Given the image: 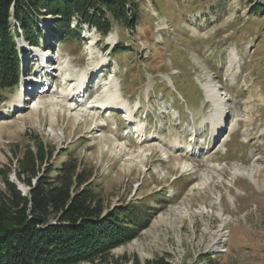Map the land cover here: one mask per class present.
Wrapping results in <instances>:
<instances>
[{"label":"rangeland","instance_id":"rangeland-1","mask_svg":"<svg viewBox=\"0 0 264 264\" xmlns=\"http://www.w3.org/2000/svg\"><path fill=\"white\" fill-rule=\"evenodd\" d=\"M76 38L29 48L18 87L0 93V168L19 191L17 161L40 141L52 170L92 171L105 213L133 200L151 211L114 258L264 264V0H143L134 30ZM103 84L118 97L108 111ZM236 169H254L258 186ZM218 212L229 222L216 251Z\"/></svg>","mask_w":264,"mask_h":264},{"label":"trees","instance_id":"trees-1","mask_svg":"<svg viewBox=\"0 0 264 264\" xmlns=\"http://www.w3.org/2000/svg\"><path fill=\"white\" fill-rule=\"evenodd\" d=\"M141 1L0 0V93L17 88L23 73L26 51L15 41L29 47L59 43L76 38L83 27L95 30L101 41L113 25L134 30ZM250 5L251 12L261 9L259 3ZM34 150L17 161L14 171L25 193L10 179V171L0 168V264H126V258L110 252L147 228L148 207L133 200L105 213L92 191V171L71 160L52 170L45 165L52 150L40 141ZM165 258L145 264H169ZM132 264L140 263L133 257Z\"/></svg>","mask_w":264,"mask_h":264},{"label":"bare ground","instance_id":"bare-ground-1","mask_svg":"<svg viewBox=\"0 0 264 264\" xmlns=\"http://www.w3.org/2000/svg\"><path fill=\"white\" fill-rule=\"evenodd\" d=\"M94 43V42H93ZM108 83V82H107ZM109 86V85H108ZM108 86H106V84H103V88H104V91L105 92H103V95H99L100 97H98L99 98V100H98V107H97V109H101L102 111L103 110H105V111H108L109 109H111V105H113L114 104V102L116 101V100H118L117 98L118 97H116L117 96V92L116 91H114V89H113V91H110V87H108ZM107 87V88H106ZM206 91L208 92V95H209V97H211L214 101H215V90L214 89H211L210 87H207V89H206ZM84 94V95H83ZM82 94V98H86V96H87V93H83ZM80 95V94H79ZM61 96H64V95H61ZM75 96V98H76V96H77V94L76 93H74L73 94V96L72 97H74ZM92 97L93 96H91V99H92ZM19 99H20V97H18V102H19ZM21 100V99H20ZM93 100H95V99H93ZM86 102V101H85ZM216 103H219V101H215ZM95 103H97V102H95ZM35 106V105H34ZM58 106V105H57ZM92 107L93 106H90V108L89 109H92ZM36 108V107H35ZM38 108V107H37ZM129 111V110H128ZM127 111V112H128ZM84 112H86L85 110H84ZM50 113H51V111H50ZM151 150V149H150ZM164 159V158H163ZM182 166H181V170H182V173H187V172H190L192 169H193V167H192V165H190V164H181ZM213 168V167H212ZM217 168V167H216ZM235 172H236V174L235 175H237V176H241V175H244V176H247L251 181L250 182H252L255 186H258V180L256 179V174H255V172H254V169L253 170H250V172H247V170H245V171H241V169L239 170V169H236L235 170ZM258 172V171H257ZM259 174V173H258ZM254 175H255V178H254ZM258 176V175H257ZM211 178V177H208V176H203V179H202V183L201 184H198V185H196V187L198 188H200V189H202V187L203 186H205L206 184H207V181L209 180V179ZM209 183V182H208ZM218 216L220 217V221H221V224L219 225V228H218V230L216 231V233L214 234L215 235V240L213 241L214 243H213V248H214V250H221V249H219V246H220V244L219 243H221V239H222V237H223V234H225V230H224V227L227 225L226 223H228L229 222V220H228V218H227V216L225 215V213L223 214V213H221V212H218Z\"/></svg>","mask_w":264,"mask_h":264}]
</instances>
